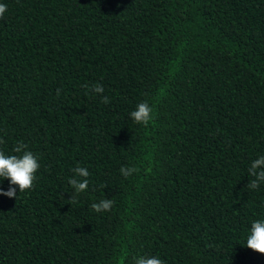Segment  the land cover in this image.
Returning a JSON list of instances; mask_svg holds the SVG:
<instances>
[{
  "label": "trees",
  "instance_id": "16d2710c",
  "mask_svg": "<svg viewBox=\"0 0 264 264\" xmlns=\"http://www.w3.org/2000/svg\"><path fill=\"white\" fill-rule=\"evenodd\" d=\"M0 3V151L40 164L32 189L0 194V264H264L241 244L264 220V181L246 188L264 155V0ZM145 101L147 126L130 117Z\"/></svg>",
  "mask_w": 264,
  "mask_h": 264
},
{
  "label": "clouds",
  "instance_id": "9594fccd",
  "mask_svg": "<svg viewBox=\"0 0 264 264\" xmlns=\"http://www.w3.org/2000/svg\"><path fill=\"white\" fill-rule=\"evenodd\" d=\"M7 11V6L0 3V18H3L4 13ZM59 92V89L57 90ZM94 93L102 94L104 87L101 84L92 86ZM102 103H109L107 96H101ZM152 108L149 104L141 102L137 105L136 109L130 112V117L137 124L148 125L151 120ZM27 145L23 143L17 144L13 149L14 153H21L20 155H6L0 151V180L7 179L9 181V188L7 191L0 188V194L9 198H17V188L19 193L26 192L32 189L34 181L37 179L36 173L40 168L37 157L31 152L26 151ZM76 175L84 177L82 181L72 178L69 180V184L74 189V192L70 195V201L75 202L78 195L88 188L89 172L87 168L76 167L73 169ZM136 171L135 167L125 168L121 167V174L127 178ZM249 173L255 177L247 184L246 188L253 190L259 187L261 181H264V155L253 160L251 162ZM113 201L111 199H102L98 203H93L90 207L97 213L110 211ZM253 252H257L264 256V220L257 219L251 223L249 233L245 243H241ZM134 264H164V262L156 257H143L134 258Z\"/></svg>",
  "mask_w": 264,
  "mask_h": 264
}]
</instances>
